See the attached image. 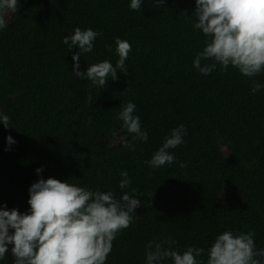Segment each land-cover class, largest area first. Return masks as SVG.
Returning <instances> with one entry per match:
<instances>
[{
    "label": "trees",
    "instance_id": "trees-1",
    "mask_svg": "<svg viewBox=\"0 0 264 264\" xmlns=\"http://www.w3.org/2000/svg\"><path fill=\"white\" fill-rule=\"evenodd\" d=\"M130 3L18 0L5 15L0 113L10 123H0V207L29 213V188L48 178L141 200L105 264H147L149 241L180 254L202 248L197 259L207 264L225 231L253 232L256 249L264 250V87L252 91L264 85V71L249 78L217 64L202 75L193 66L207 39L194 28L195 0H142L140 11ZM77 27L101 33L92 52L81 55L79 71L105 60L115 66L119 38L131 44L127 75L117 69V80L109 76L104 87L76 77L72 57L79 48L69 51L62 41ZM128 102L136 105L147 141L133 139L118 119ZM180 125L186 135L169 149L174 162L150 167ZM9 136L15 143H7ZM122 171L131 180L125 189ZM7 247L0 264H15L14 245Z\"/></svg>",
    "mask_w": 264,
    "mask_h": 264
},
{
    "label": "clouds",
    "instance_id": "clouds-1",
    "mask_svg": "<svg viewBox=\"0 0 264 264\" xmlns=\"http://www.w3.org/2000/svg\"><path fill=\"white\" fill-rule=\"evenodd\" d=\"M164 4L165 0H156ZM142 0H131L130 8L140 11ZM194 28L202 31L205 47L197 54L193 66L208 75L219 64L223 70L231 65L245 77H254L264 71V0H195ZM19 7L18 0H0V30L6 27L5 15ZM101 35L92 29L77 27L74 34L63 39L69 51L78 47L73 55V73L86 78L94 86L104 87L108 77L117 80V69L127 75L125 61L131 51L126 40L116 39L118 61L113 66L105 60L79 71L82 54L90 53L95 39ZM111 51L110 46H106ZM202 60L214 61L201 66ZM264 85L254 84L253 93ZM136 105L128 102L118 114L123 127L134 134L133 139L147 141L148 133L141 128L140 118L134 113ZM0 123L9 127L10 117L0 113ZM186 135L184 125L172 130L162 147L148 162L150 167L159 168L175 160L169 149L181 145ZM9 145L15 143L7 137ZM184 167V165H181ZM37 174L42 169L36 170ZM119 187L131 184L128 172L120 173ZM30 212L21 214L17 209L4 210L0 207V260L5 258L7 245L12 244L15 264H105L111 253L117 234L127 229L141 206V200L125 193L120 199L115 193L92 191L58 179H39L29 188ZM14 230L13 234H9ZM254 233L234 235L225 231L210 247L207 264H261L257 257H264V250H257ZM171 243V242H169ZM202 248L189 247L183 254L162 243L149 241L146 251L147 264H159L171 258L174 264H202L198 261Z\"/></svg>",
    "mask_w": 264,
    "mask_h": 264
},
{
    "label": "rangeland",
    "instance_id": "rangeland-1",
    "mask_svg": "<svg viewBox=\"0 0 264 264\" xmlns=\"http://www.w3.org/2000/svg\"><path fill=\"white\" fill-rule=\"evenodd\" d=\"M10 14H11V13H8V14H6V16L9 18V17H10ZM121 138H122L121 135H118V136H117V139H121Z\"/></svg>",
    "mask_w": 264,
    "mask_h": 264
}]
</instances>
